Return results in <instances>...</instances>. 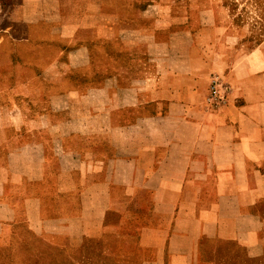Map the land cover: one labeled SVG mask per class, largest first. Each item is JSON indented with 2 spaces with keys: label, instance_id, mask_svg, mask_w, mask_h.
<instances>
[{
  "label": "crops",
  "instance_id": "crops-1",
  "mask_svg": "<svg viewBox=\"0 0 264 264\" xmlns=\"http://www.w3.org/2000/svg\"><path fill=\"white\" fill-rule=\"evenodd\" d=\"M204 1L21 0L0 39V256L264 260V38Z\"/></svg>",
  "mask_w": 264,
  "mask_h": 264
},
{
  "label": "rangeland",
  "instance_id": "rangeland-1",
  "mask_svg": "<svg viewBox=\"0 0 264 264\" xmlns=\"http://www.w3.org/2000/svg\"><path fill=\"white\" fill-rule=\"evenodd\" d=\"M21 0H0V39L6 28L14 25ZM216 5V0H205ZM238 24H246L256 40L264 38V0H224ZM264 210V201L261 203ZM75 251L53 248L42 240H31L16 255L0 256V264H120L102 249L101 241H93ZM219 256L218 264H264V260H249L240 248L227 250Z\"/></svg>",
  "mask_w": 264,
  "mask_h": 264
},
{
  "label": "built area",
  "instance_id": "built-area-1",
  "mask_svg": "<svg viewBox=\"0 0 264 264\" xmlns=\"http://www.w3.org/2000/svg\"><path fill=\"white\" fill-rule=\"evenodd\" d=\"M230 94V86L219 75H213L204 97V105L215 110L226 104Z\"/></svg>",
  "mask_w": 264,
  "mask_h": 264
}]
</instances>
